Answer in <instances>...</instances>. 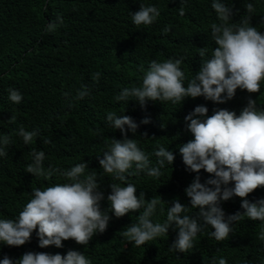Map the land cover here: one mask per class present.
<instances>
[{"label": "trees", "instance_id": "1", "mask_svg": "<svg viewBox=\"0 0 264 264\" xmlns=\"http://www.w3.org/2000/svg\"><path fill=\"white\" fill-rule=\"evenodd\" d=\"M213 0H0V136L10 135L0 157V218H15L31 199L32 188H45L66 182L59 172L48 175L49 169L66 170L85 162L89 171H96L100 191L105 199L101 210H107L110 184L120 183L103 173L99 160L107 151L110 139H123L119 130L108 125L107 114L127 115L139 125L135 136L138 146L156 165L153 155L158 145L173 151V165L166 164L159 177L141 172L130 175L128 183L137 188V195L145 193L146 200L160 196L171 206L179 198L182 205L191 207L185 188L196 173L186 169L178 146L192 136L187 131L185 116L196 106H206L208 115L214 109H227L239 115L250 96L237 90L235 97L224 104H215L204 97L186 98L182 105L148 101L144 107L134 101H116L123 88L139 86L143 72L150 62L182 59L180 65L186 76L185 84L199 71L201 58L198 49L207 47L210 56L215 48L211 25L220 23L211 4ZM234 11L229 23L251 16L252 26L264 33V0H221ZM154 5L160 16L151 25L136 26L130 13L140 4ZM183 3L184 15L179 14ZM252 3L248 13L245 5ZM56 27L49 29V22ZM165 28L169 30L164 31ZM197 52V53H196ZM99 73V79L94 74ZM87 88L88 95L77 98ZM9 89L18 90L22 101L9 99ZM258 108H264V83L259 93L251 94ZM12 117L14 119L9 122ZM150 123L141 124L144 118ZM26 131L39 130L30 144L18 135L20 127ZM163 126V127H162ZM147 133V137H144ZM51 143H44V139ZM155 138V139H153ZM33 149L44 151L43 174L26 172L33 163ZM130 171H134L133 169ZM87 174V170H86ZM201 183L212 178L201 170ZM83 178V177H82ZM264 198V187L258 188L247 199L255 202ZM241 199L221 202L226 216L240 211ZM167 204H160L153 222L166 219ZM161 208L164 209L161 212ZM143 209L140 210L142 212ZM140 212L121 218L109 212L110 221L105 232L97 233L88 245H77L74 240L63 241V247H39L34 231L31 239L20 247L0 245V260L4 256L13 261L26 252L66 255L69 250L83 253L91 264H211L212 258L223 257L227 264H264V240L259 238L261 222L244 217L232 226L229 239L216 241L206 227L194 240L195 247L186 253L169 252L177 237L173 228L165 236L135 246L120 232L137 222ZM190 209L188 215L198 214ZM202 223V221H201Z\"/></svg>", "mask_w": 264, "mask_h": 264}, {"label": "clouds", "instance_id": "2", "mask_svg": "<svg viewBox=\"0 0 264 264\" xmlns=\"http://www.w3.org/2000/svg\"><path fill=\"white\" fill-rule=\"evenodd\" d=\"M211 7L220 21L210 26L215 48L210 56L207 47L198 49L199 71L186 84L185 73L180 67L182 59L153 60L147 71L141 66L143 77L139 86L123 88L114 97L116 101L134 100L144 107L148 101L182 105L186 98L198 97L224 104L235 97L238 89L250 94L239 115L227 109H214L213 114L208 115V108L200 105L185 116L192 139L179 145L178 150L186 169L197 174L184 190L191 207L182 205L179 198L171 201L169 206L160 196L146 200L144 192L137 195L136 186L127 182L128 176L143 172L159 177L166 164L173 165L175 155L158 145L153 153L157 158L156 165L152 166L137 140L128 138L129 131L135 136L139 125L127 115L109 112L108 125L123 136L121 140L110 139L107 151L99 160L103 173L120 181L110 184L109 208L101 210L100 203L105 197L99 190V176L96 171H89L85 162L66 170L49 169L48 175L59 172L66 182L43 189L32 188L31 199L17 217L0 218V245L23 246L35 231L40 248H61L63 241L70 239L85 246L94 235L106 231L111 218L109 212L121 218L141 209L137 222L120 232L135 246L165 236L175 226L177 237L168 250L186 253L195 247L194 240L206 227L212 229L208 233L210 237L222 242L229 239L232 226L244 217L261 222L259 238L264 240V198L255 202L247 199L258 188L264 187V108H258L257 101L251 98V94L260 92L264 83V33L252 26L251 16L229 23L234 11L221 0H213ZM245 7L248 13L254 11L252 3ZM178 11L184 15L183 3ZM130 15L134 25L148 26L156 21L160 11L154 5L141 3L139 10ZM48 27L55 28V22L50 21ZM99 76L95 73L94 79L98 80ZM8 91L11 102L19 104L22 101L23 96L18 90ZM86 95L88 90L83 88L78 91L77 98L83 99ZM150 122L147 117L140 121L144 125ZM18 135L25 144H30L39 135V130L26 131L21 126ZM143 135L147 137V133ZM10 142V135L0 136V157L7 155L5 148ZM44 143L51 141L45 138ZM31 156L33 163L26 165V172L33 176L43 174L44 151L33 149ZM133 166L134 171H130ZM201 170L212 178L201 183ZM233 197L241 199L243 213L237 211L226 216L221 202ZM162 203L168 205L166 219L153 222L152 217ZM190 209H199V212L185 214ZM0 264H91V261L83 253L69 250L66 255L26 252L15 261L4 256ZM211 264H227V260L213 257Z\"/></svg>", "mask_w": 264, "mask_h": 264}, {"label": "bare ground", "instance_id": "3", "mask_svg": "<svg viewBox=\"0 0 264 264\" xmlns=\"http://www.w3.org/2000/svg\"><path fill=\"white\" fill-rule=\"evenodd\" d=\"M197 53V52H196Z\"/></svg>", "mask_w": 264, "mask_h": 264}]
</instances>
